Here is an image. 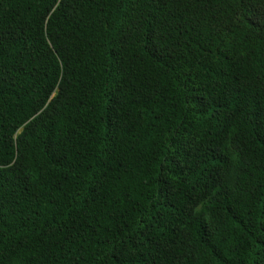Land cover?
<instances>
[{
  "label": "trees",
  "instance_id": "16d2710c",
  "mask_svg": "<svg viewBox=\"0 0 264 264\" xmlns=\"http://www.w3.org/2000/svg\"><path fill=\"white\" fill-rule=\"evenodd\" d=\"M0 264H264V0H0Z\"/></svg>",
  "mask_w": 264,
  "mask_h": 264
}]
</instances>
